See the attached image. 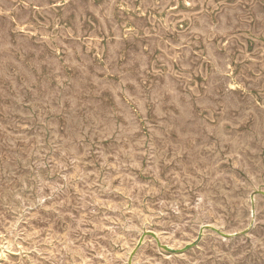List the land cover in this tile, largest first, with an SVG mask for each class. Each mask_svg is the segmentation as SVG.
Masks as SVG:
<instances>
[{"label": "rangeland", "instance_id": "rangeland-1", "mask_svg": "<svg viewBox=\"0 0 264 264\" xmlns=\"http://www.w3.org/2000/svg\"><path fill=\"white\" fill-rule=\"evenodd\" d=\"M0 264H264V0H0Z\"/></svg>", "mask_w": 264, "mask_h": 264}, {"label": "bare ground", "instance_id": "bare-ground-1", "mask_svg": "<svg viewBox=\"0 0 264 264\" xmlns=\"http://www.w3.org/2000/svg\"><path fill=\"white\" fill-rule=\"evenodd\" d=\"M136 2V1H135ZM158 2V1H157ZM63 3V2H62ZM64 4V3H63ZM140 4V3H139ZM134 5H135V3H134ZM171 9V8H170ZM61 10V9H60ZM209 10V9H208ZM60 12V11H59ZM116 12V11H115ZM150 12V11H149ZM155 12V11H154ZM68 18H70V17H68ZM143 18V17H142ZM213 18V17H212ZM68 20V19H67ZM68 21H70V20H68ZM90 21V20H89ZM116 21V20H115ZM91 22V21H90ZM94 22V21H93ZM62 23H64V22H62ZM157 23V22H156ZM155 23V24H156ZM194 23V22H193ZM68 24V23H67ZM94 24V23H93ZM129 24V23H128ZM146 24V23H145ZM163 26V25H162ZM132 27V26H131ZM150 27V26H149ZM154 28V27H153ZM180 28V27H179ZM151 30V29H150ZM156 30V29H155ZM137 31V30H136ZM127 32V31H126ZM133 33V32H132ZM141 35V34H140ZM102 37V36H101ZM108 37V36H107ZM112 39V38H111ZM110 39V40H111ZM176 39V38H175ZM99 52V51H98ZM60 53V52H59ZM203 53V52H202ZM102 56V55H101ZM123 57V56H122ZM202 57V56H201ZM98 59H99V57H98ZM234 61V60H233ZM237 65V64H236ZM209 69V68H208ZM230 73V72H229ZM236 75V74H235ZM232 76V75H231ZM235 86V85H234ZM233 86V87H234ZM104 96V95H103ZM106 96V95H105Z\"/></svg>", "mask_w": 264, "mask_h": 264}]
</instances>
